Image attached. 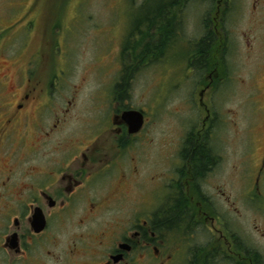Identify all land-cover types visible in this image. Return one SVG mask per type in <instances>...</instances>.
<instances>
[{
	"label": "flooded vegetation",
	"instance_id": "1",
	"mask_svg": "<svg viewBox=\"0 0 264 264\" xmlns=\"http://www.w3.org/2000/svg\"><path fill=\"white\" fill-rule=\"evenodd\" d=\"M206 2L210 9L200 21V36L186 47L183 13L188 3L175 19L166 17L162 28L155 25L156 18L149 22L151 62L156 63V53L163 60L174 56V50L187 53L183 63L178 61L179 69L183 75L185 69L189 72L185 81L189 74L196 78L194 105L201 117L196 129L185 132L180 148L165 153L164 169L150 178L143 176L135 159L124 164L120 158L128 146L137 148L151 114L125 105L119 111V80L108 117L89 114L82 129L68 131L76 99L59 103L50 97L54 85L31 76L36 55L28 61L24 81L11 97L0 98V264H264V232L244 225L250 207L264 213V126L262 139H257L262 145L260 165L251 183L240 177L245 189L237 197L215 183L222 164L215 143L217 91L229 75L234 46L225 26L231 1ZM24 28L19 23L16 31ZM6 39H0L2 54ZM200 45L205 48L197 49ZM0 86L5 88L3 82ZM101 102L103 112L106 103ZM131 110L144 116L141 131L134 135L122 119ZM47 117L53 118L50 123ZM189 134L196 143L191 156ZM53 138H58L53 160L44 161L42 150ZM16 150L17 160L7 170L4 154ZM119 210L131 212V218L119 222ZM78 212L83 229H68ZM108 212L117 218L109 226L99 222Z\"/></svg>",
	"mask_w": 264,
	"mask_h": 264
},
{
	"label": "rangeland",
	"instance_id": "2",
	"mask_svg": "<svg viewBox=\"0 0 264 264\" xmlns=\"http://www.w3.org/2000/svg\"><path fill=\"white\" fill-rule=\"evenodd\" d=\"M230 1L225 26L230 32L234 51L229 61L230 76L224 79V87L217 91L219 121L215 143L222 153V164L215 183L237 197L245 189L240 177L249 185L251 182L248 181L260 165L262 145L258 142L262 139L264 126V0ZM145 2L0 0V39L7 37L4 54L0 53V82L5 84V88L0 86V98L12 96L16 85L24 81L22 72L28 61L36 55L29 69L33 79L53 84L49 96L58 99L59 103L64 99H76L75 110L68 118V131L82 129L89 114L97 119L99 115L108 117L111 110L108 103L114 96L111 92L118 80L122 84L121 54L138 25L142 15L140 8ZM209 3L191 0L184 9L186 26L182 42L185 47L200 36V21L205 16V9H210ZM6 21L10 28L5 26ZM19 23L25 28L18 33ZM41 46H44L43 51L37 54ZM173 55L175 57L168 60L139 68L127 86L126 99L119 102V111L125 105L145 109L151 114L150 124L141 139L136 140L140 142L137 148L134 150V144L128 146L120 157L124 164H131L135 159L144 177L150 178L164 169L165 153L178 150L185 132L201 119L194 105L198 99L197 91H194L196 78L189 74L185 81L189 72L185 69L183 75L179 69L178 61L183 63L187 53L179 55L178 50H174ZM102 100L106 103L103 112L100 110ZM52 119L46 118L49 123ZM57 140L53 138L42 150L46 155L44 161H48V157L53 160ZM14 152L4 154L2 163L7 170L17 160L18 150ZM261 192H264V184ZM261 204L264 209V200ZM123 214L127 217L122 218ZM114 216V213H105L99 222L112 225L117 220ZM131 216V212L119 210V222ZM81 219L82 213H76L69 219L68 229H83L79 226ZM245 222L247 230L264 232L263 212L250 207Z\"/></svg>",
	"mask_w": 264,
	"mask_h": 264
},
{
	"label": "trees",
	"instance_id": "3",
	"mask_svg": "<svg viewBox=\"0 0 264 264\" xmlns=\"http://www.w3.org/2000/svg\"><path fill=\"white\" fill-rule=\"evenodd\" d=\"M190 1L191 0H146L145 4L142 5L140 8L142 14L141 18L131 34V40L128 43L125 42L124 51L121 54V65L123 67L120 74L122 84H119V97L121 99L126 98V86L135 72L139 68H144L153 63L150 61L151 57L148 45V28L151 18H156L155 25L158 29L162 28L164 27L166 17H172V19H175L178 15V10ZM204 48L205 45H200L197 49ZM162 58L161 53H156L154 56L155 62H159ZM192 129L194 130L196 128L193 127ZM194 139L195 137H192L189 134L186 143L187 148H189L187 150V156H191L189 151L192 147L196 146V143L193 142ZM207 148L209 147L207 146ZM195 159L196 157L194 156L193 161H195Z\"/></svg>",
	"mask_w": 264,
	"mask_h": 264
},
{
	"label": "water",
	"instance_id": "4",
	"mask_svg": "<svg viewBox=\"0 0 264 264\" xmlns=\"http://www.w3.org/2000/svg\"><path fill=\"white\" fill-rule=\"evenodd\" d=\"M124 123L128 126L129 134L134 135L141 131L144 124V116L139 111H127L122 114Z\"/></svg>",
	"mask_w": 264,
	"mask_h": 264
}]
</instances>
